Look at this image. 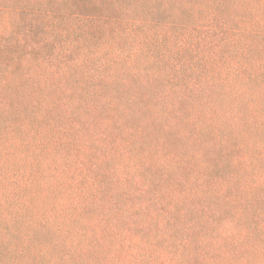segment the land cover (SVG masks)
<instances>
[{
    "label": "trees",
    "instance_id": "obj_1",
    "mask_svg": "<svg viewBox=\"0 0 264 264\" xmlns=\"http://www.w3.org/2000/svg\"><path fill=\"white\" fill-rule=\"evenodd\" d=\"M0 264H264V0H0Z\"/></svg>",
    "mask_w": 264,
    "mask_h": 264
},
{
    "label": "rangeland",
    "instance_id": "obj_2",
    "mask_svg": "<svg viewBox=\"0 0 264 264\" xmlns=\"http://www.w3.org/2000/svg\"><path fill=\"white\" fill-rule=\"evenodd\" d=\"M205 41L210 40V37H207L204 39ZM192 41L194 43H196V41L194 39H192ZM174 49L176 48L175 45H171ZM167 49H169V46L167 47ZM214 55L212 50L210 49V47L207 46H200L199 48H197V51H195V53L193 54V56H190V60L193 61L192 64L187 66L185 64H181L179 63V69L177 72V77L178 78H182L184 75H191L196 77L198 75L199 72H197V70L195 67H205V68H209L210 71L212 73H214L217 77H223L224 74L227 72V68H230L234 62H236V60L238 59L239 55H234V59H232L231 61H227V57L223 52H219L216 55V59L215 60H211L212 56ZM201 75V73H199V76ZM241 187L240 185H236L235 186V190H234V194H238L241 192ZM242 202V201H241ZM239 205V203H238Z\"/></svg>",
    "mask_w": 264,
    "mask_h": 264
}]
</instances>
